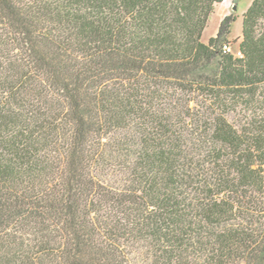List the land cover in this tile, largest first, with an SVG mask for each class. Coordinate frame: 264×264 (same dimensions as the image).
Returning a JSON list of instances; mask_svg holds the SVG:
<instances>
[{"label": "trees", "instance_id": "1", "mask_svg": "<svg viewBox=\"0 0 264 264\" xmlns=\"http://www.w3.org/2000/svg\"><path fill=\"white\" fill-rule=\"evenodd\" d=\"M221 2L0 0V264H264V0L240 56Z\"/></svg>", "mask_w": 264, "mask_h": 264}, {"label": "rangeland", "instance_id": "2", "mask_svg": "<svg viewBox=\"0 0 264 264\" xmlns=\"http://www.w3.org/2000/svg\"><path fill=\"white\" fill-rule=\"evenodd\" d=\"M253 0H223L216 7L215 13L212 15L209 24L203 35V39L207 42L211 36L217 34L221 20L228 14L234 13L238 16L237 20L231 25V33L229 39L231 41L233 53L240 56L239 44L242 41L243 33V14L248 9ZM237 6V8H235ZM244 110L238 109L228 115L229 120L238 128L248 125L250 121L248 116L245 115Z\"/></svg>", "mask_w": 264, "mask_h": 264}, {"label": "built area", "instance_id": "3", "mask_svg": "<svg viewBox=\"0 0 264 264\" xmlns=\"http://www.w3.org/2000/svg\"><path fill=\"white\" fill-rule=\"evenodd\" d=\"M224 47H225L228 51L233 52L232 45H230V44H225ZM239 53H240V55H242L241 51H240Z\"/></svg>", "mask_w": 264, "mask_h": 264}, {"label": "water", "instance_id": "4", "mask_svg": "<svg viewBox=\"0 0 264 264\" xmlns=\"http://www.w3.org/2000/svg\"><path fill=\"white\" fill-rule=\"evenodd\" d=\"M235 8H237V6H235Z\"/></svg>", "mask_w": 264, "mask_h": 264}]
</instances>
